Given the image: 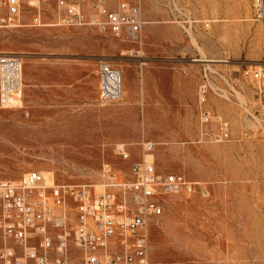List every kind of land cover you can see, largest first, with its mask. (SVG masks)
<instances>
[{"label": "rangeland", "instance_id": "rangeland-1", "mask_svg": "<svg viewBox=\"0 0 264 264\" xmlns=\"http://www.w3.org/2000/svg\"><path fill=\"white\" fill-rule=\"evenodd\" d=\"M21 1L18 25L0 26V54H16L22 61L19 101L10 109L0 106V175L18 179L39 170L48 185H89L100 193L116 192L121 199L123 185L132 180V165L145 154L143 148L138 151L117 142L137 139L135 108L117 110L119 124L112 126L99 123L96 110L87 108L83 130L71 131L68 140L67 133L34 131L24 103V95H30L31 63L40 61L38 75H46L48 67L52 77L61 73L53 71H57L55 64H44L47 60L85 59L87 68L99 73L103 63L116 69L122 55L130 54L121 50L131 45L179 42L185 53L178 56L200 65L202 79L207 75L212 81L211 104L208 107L207 100L204 107L226 118L232 134L220 143L202 137L185 144H155L148 154V161L161 173L178 174L197 184L195 191L163 195V213L153 217L148 227L150 262L264 264V100L249 77L264 62V21L254 19L252 1L142 0L145 23L138 40L118 37L96 25H58L64 12L59 0ZM97 1L83 5L87 16L97 13ZM115 1L107 0L111 7ZM147 26L157 29L148 32ZM60 68L66 70L67 64ZM100 100L117 101L102 95ZM192 123H198L202 131L199 106ZM67 204V211L58 209L56 215L66 214L68 229L73 230L78 203L69 197L64 207ZM4 245L0 239V251ZM118 247L117 238L113 251ZM84 257V251L70 239V261L79 263Z\"/></svg>", "mask_w": 264, "mask_h": 264}, {"label": "built area", "instance_id": "built-area-1", "mask_svg": "<svg viewBox=\"0 0 264 264\" xmlns=\"http://www.w3.org/2000/svg\"><path fill=\"white\" fill-rule=\"evenodd\" d=\"M251 1L254 19L264 21V0ZM87 2L78 0L76 4H68L59 0L64 12L58 25H96L110 29L118 37L140 38L145 23L142 0H122L115 8L107 0H98L97 13L90 16L83 8ZM21 4V0H0V26L18 25ZM36 19L40 22V15ZM21 62L16 54H0L3 108L14 107L22 90ZM249 77L264 100V62ZM121 90L120 73L106 63L101 64L102 97L118 100ZM212 90V81L206 75L199 87L202 131L210 141L220 143L230 139L232 131L226 118L213 115L203 107ZM154 145L145 142L142 148L150 153ZM196 185L181 175L161 173L145 158L132 165V180L123 185L121 199L116 192L100 193L89 185L47 186L39 170H31L19 179H0V239L5 244L0 251V264H151L148 227L153 217L163 213V195L182 189L195 191ZM69 197L78 203V222L73 230L68 229L67 217L56 215L53 209L67 203ZM117 238L119 247L113 251L112 244ZM70 239L84 251L82 262L70 261Z\"/></svg>", "mask_w": 264, "mask_h": 264}, {"label": "crops", "instance_id": "crops-1", "mask_svg": "<svg viewBox=\"0 0 264 264\" xmlns=\"http://www.w3.org/2000/svg\"><path fill=\"white\" fill-rule=\"evenodd\" d=\"M117 4L118 0L112 7L115 8ZM39 15L42 19L41 14ZM151 29L156 30L157 27H146L148 32ZM170 44L177 47H171ZM180 44L173 41H151L122 49V52L130 54L122 55L123 60L114 69L120 73L122 83L121 98L115 102L100 100L101 66L99 75L95 68H87L85 59L56 62L47 60L44 64H55L57 71H53L61 74L51 77L48 73L50 68L46 67L47 74L39 76L42 63L33 60L32 74L28 81L30 95H24L30 125L34 126L31 129L67 133L68 140L71 131L83 130L81 126L86 123L87 108L96 110L99 123L111 126L119 124V120L115 118L117 110L133 111L135 108L137 139L117 140L119 145L137 147L140 151L145 142L171 146L206 138L199 124L192 123L198 106L199 111L201 107L199 87L204 80L201 68L200 65L178 56L185 53ZM62 64H67L66 70L60 68ZM34 72L37 74L34 75ZM24 80L26 81L25 75ZM211 97L212 93L209 92L208 107ZM43 126L46 128L43 129ZM14 178L11 175H0V179Z\"/></svg>", "mask_w": 264, "mask_h": 264}, {"label": "bare ground", "instance_id": "bare-ground-1", "mask_svg": "<svg viewBox=\"0 0 264 264\" xmlns=\"http://www.w3.org/2000/svg\"><path fill=\"white\" fill-rule=\"evenodd\" d=\"M202 59H203V58H202ZM203 60H208V59L205 58V59H203ZM225 62H226V61H225ZM21 74H22V67H21L20 76H21ZM19 97H20V95H18V97L16 98L15 102L19 101ZM148 154H150V153H145V154H144V158H145L146 160H148V159H147ZM45 184L48 186L46 180H45ZM111 184H112V185L114 184V186H117V187L121 186V183L113 182V183H111ZM49 203L52 204V199H51V198L49 199ZM65 205H66V203H65L64 205H62V206H57V207L54 206V207H53L54 212L57 213V210L59 209L60 211L62 210V211L65 213V212L67 211V210H65V208H68V204H67L66 207H64ZM63 207H64V208H63ZM62 208H63V209H62ZM64 216L67 217L66 214H65Z\"/></svg>", "mask_w": 264, "mask_h": 264}]
</instances>
